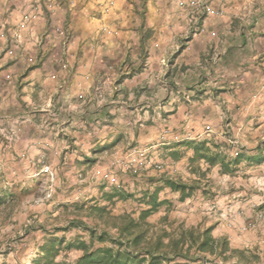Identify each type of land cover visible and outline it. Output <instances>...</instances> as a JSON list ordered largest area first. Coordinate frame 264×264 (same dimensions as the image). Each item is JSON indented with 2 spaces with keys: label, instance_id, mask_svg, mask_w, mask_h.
Instances as JSON below:
<instances>
[{
  "label": "clouds",
  "instance_id": "9594fccd",
  "mask_svg": "<svg viewBox=\"0 0 264 264\" xmlns=\"http://www.w3.org/2000/svg\"><path fill=\"white\" fill-rule=\"evenodd\" d=\"M201 3L202 0H185V27L178 33L182 39L161 52L158 68L144 81L151 92L138 99L128 94L125 100L126 93L113 85L107 71L109 79L102 92H90L97 77L87 71L84 61L79 62L78 69L72 67L70 60L55 73L33 71L26 78L30 81L24 85L26 90H20L17 84L21 73L0 72V77L7 78L6 83L0 80V179L5 184L25 180L38 171H47L42 167L47 164L61 174L54 199L99 197L102 193L93 185L106 181L105 191L111 192L113 178L116 186L139 180L140 189H147L150 195L164 196L173 190L177 196L198 195L164 178L145 184V166H153L158 177L167 174L174 179L187 178L192 161L208 155L193 151L205 142V137L209 148L216 145L213 154L229 150L235 154L245 143L253 121L264 124V0H224L223 4L211 0L209 21L203 30L196 15L203 11ZM0 5V10H8V0H0ZM226 6L234 18L215 11ZM189 14L191 20L187 19ZM185 43L189 44L188 50L178 64L174 63L175 53ZM21 54L19 45L13 43L12 51L0 61V68ZM34 85L44 89L46 98L52 101L43 113L38 111L39 103L30 98ZM114 92H119L116 101L147 102L141 108L143 115L118 113L116 119L106 121L99 114L113 103ZM77 94L73 102L72 97ZM177 108L179 115H171ZM69 121L77 128V132L67 134L69 138L76 136L75 148L70 147V140L57 138V132L64 130L62 125ZM65 148H69V153L63 164L53 168ZM101 152L103 156L95 160L96 167L89 171L87 166L93 161L84 157ZM73 157L79 161L78 173L84 177L76 181V187L72 180ZM207 167L202 164L197 175L207 174L202 171ZM220 167L222 163L217 162L207 174L217 185V192L229 186H221L217 176ZM136 194L143 197V191Z\"/></svg>",
  "mask_w": 264,
  "mask_h": 264
},
{
  "label": "crops",
  "instance_id": "0c3cea01",
  "mask_svg": "<svg viewBox=\"0 0 264 264\" xmlns=\"http://www.w3.org/2000/svg\"><path fill=\"white\" fill-rule=\"evenodd\" d=\"M46 1L8 0V10L6 12L0 10V33H2L0 48H3V51H0V61H3L5 55L12 51L13 43L19 45L22 53L8 59L0 68V72L7 70L21 73L17 81L20 90H26L24 85L30 82L26 78L33 71L44 69L55 73L71 60L74 69H78L79 62L84 61L88 65L87 71L96 73L97 80L94 81V87L89 89L94 94L102 92L105 87V81L109 79V76L105 75L107 71L113 78V85L126 93L125 100L128 94H131L134 99L149 95L151 89L144 83L145 78L158 68V57L161 52L172 48L177 39H182L178 37V33L185 27L183 14L187 8L179 6L178 0H112V6L108 10L103 4L105 0H70L71 2L63 0L50 12L44 7ZM207 1L211 2V0ZM37 2L42 5L40 15L30 20L24 29H19L18 25L23 16L29 13L31 5ZM220 3L223 4L224 0H220ZM2 8L3 6L0 5V9ZM222 12L226 17L234 18L232 10L227 6L222 9ZM208 21L209 15L204 18L203 27L208 24ZM58 28L67 32V38L58 32ZM188 48L189 44L185 43L183 49L175 53L174 63L178 64ZM0 80L6 83L7 78L0 77ZM142 83L143 87H141ZM78 95L72 97L73 102L77 100ZM118 95L119 92H114L113 103L106 105L105 111L99 114L106 121L116 119L118 113L140 112L143 115L141 108L147 102L124 103L116 101L115 97ZM30 98L39 103L38 111L41 113L52 102L46 98L44 89L38 85H34ZM171 115H179V108ZM62 128L64 130L57 132V138L70 140V147L75 148L76 136L69 138L67 134L77 132L76 125L69 121L62 125ZM249 130V133H254L247 136L249 141L245 142L247 145H244L237 158L230 156L231 150L213 154L212 149L216 145L209 148L207 138H204V144L209 149L207 154L223 157L224 163L227 164V170H224L223 166L217 169V176L221 178V186L224 184L229 186L221 192L214 190V200L208 199L211 203L207 216L211 223L208 222L209 220H203L191 221L189 225H183L187 222L181 220L178 226L170 227L175 236L181 231H186L187 228L200 232L210 228V234L215 239L212 248L200 251L196 245H193L189 254L194 260H186L187 264H244L242 257L248 253L252 254V257L247 256L248 264H264V236L261 237L258 234L261 229L264 233V216L261 220L256 218L258 209L252 205L251 199L254 198V194L244 188L246 182H248L247 185L254 186V182L258 179L264 180V137L261 136L264 135V128L251 127ZM259 132L262 134L258 135ZM62 153L63 151L60 153V158ZM200 161L206 164L204 160ZM217 162L220 161L217 160L211 166L206 164L207 174L211 173V169L216 167ZM207 174L193 177L200 179L202 184L206 185L202 187L206 195L209 189L213 190L217 187L208 179ZM211 184L214 187H211ZM159 199L161 200L160 197ZM188 200L184 198L180 202L184 204ZM238 208H240L239 211H237ZM260 209L264 214V206ZM227 210L230 214L223 217L221 212ZM155 212H159V209ZM154 213L147 219L152 229L156 231L161 225L152 221L151 217ZM242 213L244 214L241 215ZM187 215L191 218L190 214ZM231 218H235V221ZM247 223H253V226L243 231L241 227ZM185 247L186 245L183 248ZM180 261L174 260L169 264H180Z\"/></svg>",
  "mask_w": 264,
  "mask_h": 264
},
{
  "label": "rangeland",
  "instance_id": "374dc122",
  "mask_svg": "<svg viewBox=\"0 0 264 264\" xmlns=\"http://www.w3.org/2000/svg\"><path fill=\"white\" fill-rule=\"evenodd\" d=\"M251 127H261V129H263L264 124L262 125L260 121L256 120L253 121L250 128ZM249 131L246 133V141H249L247 136L253 135L254 133H249ZM261 134L262 133L258 135ZM261 136L264 137V135ZM244 145L247 144L243 143L239 146L240 151ZM115 147L118 148L119 145H116ZM68 149L69 148H65L63 150V155L62 158H60L59 164H53V168H58L63 164L65 154L69 153ZM37 151L39 152V149H37ZM103 154L104 153L101 152L96 153L93 157H84L85 159H91L93 161V163L87 166L89 171L96 167L95 160L100 156H103ZM78 155H83V153ZM238 156L231 157L237 158ZM72 164L73 187H76V181L83 180L84 177L78 173L81 165L76 157L72 158ZM202 164L203 163L200 160L194 162L192 164L193 167L190 170H187V178L184 176H180L178 178V180L180 179L187 183H193L195 186L193 192L198 195L187 196L186 198L189 200L184 204L180 202L181 200H179L175 192H171L170 194L164 196L158 195L161 200L164 199V202L162 203L164 205L161 204L158 206L157 210L159 209V212H155L151 219L154 222L160 223V228H169L170 232L174 234L172 228L170 227L178 226V224L181 223V220L187 222L183 223V225H189V222L191 221L196 222L209 220L207 211L209 210L211 201L214 200V189H209L206 192L207 195L204 194L205 190H202V187H206V185H203V182L200 181V179L193 178L205 175L202 174L198 176L196 173V170L200 169ZM44 166L48 165H42L43 168ZM145 167L147 169L146 174L143 176L145 184L162 177L173 178L167 174L162 177H158L155 174L156 170L153 166L146 165ZM202 171L206 173V169H202ZM60 175L61 174L59 172L48 169L47 171H38L36 175L29 176L25 180H15L8 184H5L4 181L0 179V264H43L42 260L36 261V259L42 255L40 245L46 237L51 236L57 238L58 240H63L60 246L62 250L55 258L56 264H73V260L79 254V251L74 249L65 251V243H69L79 237H83V239L88 240V237L86 232L78 227L77 224H71L68 229H64L62 226L67 225L71 219H76L77 217L89 225L94 224L93 220L85 217L84 212L78 213L74 211L73 203L78 202V204L86 203V205H89L96 201L101 205L110 207L113 215L121 214L123 212H134L133 216H136L137 212L135 211L142 206L138 201L140 196L136 193L138 191L144 192L147 190L140 189L139 180H136L132 185H127L122 182V186H116L115 178H113L114 188L112 191L123 192L126 198L121 200L114 199V201L109 204L103 199V196L98 197L96 195L88 197L76 196L73 199H54L55 193L59 191L56 185L60 180ZM97 175H99V170L97 171ZM94 178L95 177H92V179ZM247 183L248 182H246L244 188L249 190V193L254 194V198H251L253 200L252 205L258 209H256L258 211L256 218L261 220L264 216V214L261 213L262 210L260 209L261 206H264V180L258 179L254 182V186L249 184L247 185ZM210 186L214 187L212 184ZM93 187L98 188L100 193H108L105 191V188L107 187L106 181H98L96 185H93ZM239 210L240 208H238L237 211ZM202 213L206 214L202 215ZM227 213H229L228 210ZM187 214H190L191 218ZM243 214L244 213L241 215ZM186 218L190 219L186 220ZM231 220L235 221V218H231ZM57 227L64 230H55ZM160 228H157V230ZM192 230L194 229L192 228ZM194 231L196 233L200 232L198 230ZM258 234L261 237L264 236L263 229H261V231L259 230ZM251 255L252 254L249 255V253L244 254L242 262L244 264H248L247 262L249 261V258H247V256L250 257Z\"/></svg>",
  "mask_w": 264,
  "mask_h": 264
},
{
  "label": "trees",
  "instance_id": "16d2710c",
  "mask_svg": "<svg viewBox=\"0 0 264 264\" xmlns=\"http://www.w3.org/2000/svg\"><path fill=\"white\" fill-rule=\"evenodd\" d=\"M208 150L204 143L193 148V151L198 153H208ZM199 160H204L208 166L219 160L223 169H228L223 157L217 155H207L206 158L193 160L192 164ZM162 178L169 180L172 184H179L183 188L192 190L195 188L193 183H187L180 179ZM101 196L108 204L112 203L114 199L126 198L124 193L119 191L102 193ZM187 196L190 195L179 196V199L184 200ZM138 201L142 206L135 211L137 212L136 216H133L134 212L113 215L110 207L96 201L89 205L73 203L74 211L84 212L86 218L94 221L93 225H89L77 217L62 226V228L68 229L71 224H77L88 237V240L79 237L65 243V251L71 249L79 251L73 264H169L174 260H181L180 264H187L186 260H194L189 254L193 245H196L200 251L212 248L215 239L210 234V228L201 233L187 229L178 233L177 236L165 228L154 232L147 218L157 211L164 199L160 200L158 195H150V192L145 190L143 197H139ZM64 229L57 227L55 230ZM187 241L189 242L186 244ZM62 242L63 240H58L53 236L46 237L40 245L42 255L36 261L42 260L43 264H56L55 258L62 250L60 248ZM184 245H186L185 248H183ZM223 247H225L224 243Z\"/></svg>",
  "mask_w": 264,
  "mask_h": 264
},
{
  "label": "built area",
  "instance_id": "2783aa9c",
  "mask_svg": "<svg viewBox=\"0 0 264 264\" xmlns=\"http://www.w3.org/2000/svg\"><path fill=\"white\" fill-rule=\"evenodd\" d=\"M62 1H63V0H47L46 3H45V5H44V7L46 8V10H47L48 12H50V11H52V10L54 9V7L59 6V5L62 3ZM69 2H71V1L69 0ZM112 3H113L112 0H105V2L103 3L104 6H105V9L108 10V8H110V6H112ZM210 4H211V3H209L207 0H202L201 8L203 9V11L200 12V13H196V15L198 16V23H199V25H200L201 30H203V28H204L203 25H202V24H203V20H204V18H205L206 16L209 15L208 6H209ZM178 5L187 8V5L185 4V0H178ZM41 10H42V5H41L40 2L33 3V4L31 5V11H30L29 13H26V14L23 16L22 20L20 21V23H19V25H18V28H19V29H24V28L27 26V24H28V22H29L30 20H33V19H35L37 16L40 15ZM215 11H216V12H221L222 9L217 8ZM191 18H192V16H191V14H189V15L187 16V19H188V20H191ZM58 32H60V34L64 35V37L67 38V32H66V31L61 30L60 28H58ZM239 154H240V150H239V149L237 150V152H236L235 154H232V153L230 152V156H233V157H236V156H238ZM44 168H45V169H49L48 166H44ZM221 215H222L223 217H227V216H228V213H227V211H222V212H221ZM229 224H230V223H229ZM249 226H253V223H247V224H245V225H242L241 229L245 230V229H247Z\"/></svg>",
  "mask_w": 264,
  "mask_h": 264
}]
</instances>
